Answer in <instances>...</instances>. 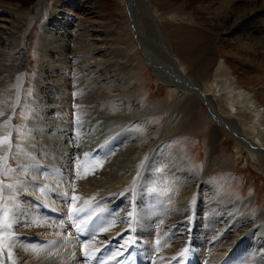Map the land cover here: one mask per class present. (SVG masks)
Here are the masks:
<instances>
[{"label": "bare ground", "instance_id": "1", "mask_svg": "<svg viewBox=\"0 0 264 264\" xmlns=\"http://www.w3.org/2000/svg\"><path fill=\"white\" fill-rule=\"evenodd\" d=\"M119 1L130 11L128 21L131 26L129 27V22L127 25L129 36L132 50L136 48L135 53L139 55L141 64L150 67L162 84L167 86L169 83V90L181 96V98L176 97L172 106L175 110H172V107L169 109L170 114L172 112L174 114L178 104L177 116L175 118L173 114L169 116L167 125L164 128H154L148 138L147 134L134 135L135 147L130 141L132 145L130 144L127 149L122 146L119 149L114 147L113 150L105 148L107 153L105 152L106 154L99 160L101 166L89 162L92 170L89 167H86V170L84 165L74 169L68 161L57 164L58 160L54 156L51 158L53 161L51 163L49 158L51 154L46 156L50 161L48 162L36 157L35 152L29 155L23 152L20 157L22 175L15 177L14 187L5 188L6 185L2 186L1 175L9 164L11 153L9 144L13 125L10 126V119L18 110V106L24 102L21 92L26 81L25 69L28 60L25 52L31 26L36 25L38 20L44 22L38 39L37 54L42 57V61L37 62L39 68L33 80L34 96L42 92L39 95L46 101V106L54 109L56 113L59 112L58 110L65 112L67 110L64 108H69L68 103L63 104L64 101L61 103L63 97H58L62 94L66 95L61 90H67L69 85L63 82L62 87L59 86L61 89L56 87L55 93L50 92L53 84L58 86V83L64 81L61 79V63L69 59L67 55L75 54L80 45L87 48L90 54L97 51L98 45L104 43V40L100 32L95 30L101 29L103 33L108 22L103 23L95 19L101 17L99 18L98 10L96 11L93 6L85 5L80 9L75 0H65L64 6L56 2L49 7L42 0H0V138L4 140L0 143V190L2 189L0 192L3 197L0 198V212L2 209L5 211V217L0 216V264H116L130 245H134L138 250L140 264H264V211L258 212L253 217L250 226L249 224L246 226L248 229L239 231L235 223L236 225L228 227L222 236L220 235L213 242L198 241L193 239L192 235L181 236L177 233L185 230L183 226L188 221L186 225L188 233L201 232L206 235L213 227L221 224L222 220L227 221L230 218L235 220V217L243 216L252 207L250 201L240 202L234 197L219 195L216 187L211 186L212 180L209 174L213 173V163L219 153L216 146L220 132L237 144V160L247 149L252 153L253 158L264 163V109L258 105L259 100L256 99V95H252V91L240 86L238 81L242 78H236L235 72H230V69L234 71L238 66L242 65L245 69V65H249L250 71L259 73L257 81L263 84L261 95H264V0H189V3L194 5L193 9L200 13L199 16L195 14V16L191 14L183 16L182 13L171 16L161 12L158 14V10L146 0ZM69 6L78 7L76 15ZM44 10L46 13L42 15ZM67 15L73 16L79 23L77 29L79 34L75 33L74 36V30L69 33ZM156 15L161 21L180 23L184 20L197 23L207 34H216L219 42H226L228 45L242 42L244 49L241 48L240 51L234 49L228 51L223 49L225 47L218 48L238 66L237 64L230 66L226 60H221L211 79L197 81L176 54L165 26L152 22L151 19ZM145 25L147 27H144ZM149 27L152 32L160 35L159 42L153 41L154 38L150 39V35L147 34ZM95 60H92L91 65L98 62ZM197 67L201 68L202 63L200 62ZM164 68L171 74H168ZM45 73L48 74L47 77L45 76L46 80L42 78ZM103 84L100 83V86ZM110 85L100 88L107 87L106 90H109ZM121 86H127V81H123ZM44 87L48 90H44ZM132 91V89L126 90L128 94ZM34 96L26 101L31 108L30 111L38 108ZM103 96L106 98L103 106L107 111L119 106L117 102L115 103L117 99L110 97L112 95ZM186 96L189 97L183 102L182 98ZM96 99L100 98L96 97ZM219 101L221 104L218 103ZM201 106L207 113L200 117L197 115L199 119L196 120L197 116L193 114H196ZM116 109L114 111L118 110ZM35 117L31 122L39 129L41 118ZM185 117L193 121L190 122L191 126L185 127L186 132L193 134L205 132L212 122L217 124L216 131L213 130L211 133L212 142L208 154L210 159L204 172L199 174L191 165L188 170L178 161L180 154L177 150L168 145L160 148L171 125L178 118L185 119ZM233 117L238 118L239 122H235ZM63 118L67 120L65 114ZM147 122L143 123V127L146 126L144 131L153 127ZM119 129L120 126L117 130ZM43 136L46 137L43 139L50 137L49 134ZM63 138L66 142L70 137L63 136ZM47 141L45 145H41V148L48 145ZM119 141L121 139H118ZM50 142L52 143L48 141ZM65 144H63L65 147L68 146ZM98 177L102 178L98 179ZM75 181L80 182V186L82 184L94 186L84 187L92 195L108 193L104 195L105 197L101 195L103 198L100 196L96 201L90 202L88 198L82 197L84 198L82 199L80 196L76 201L71 202L69 189L73 187ZM192 181L197 184L193 186ZM160 184H166L167 187L162 188ZM187 187L195 188V193L183 201L181 198ZM201 192L206 194L201 195ZM20 196L24 197L27 206L22 205ZM108 200H114L113 204L110 202L111 204L107 206ZM40 201L44 204L41 205ZM57 214L62 216L65 214L67 217L63 216V219H59L56 217ZM70 217L80 223L85 230L78 231ZM81 219L87 220V225L81 223ZM191 221L195 222L194 227ZM8 224L11 226L7 227ZM85 252L88 253L87 257Z\"/></svg>", "mask_w": 264, "mask_h": 264}, {"label": "rangeland", "instance_id": "2", "mask_svg": "<svg viewBox=\"0 0 264 264\" xmlns=\"http://www.w3.org/2000/svg\"><path fill=\"white\" fill-rule=\"evenodd\" d=\"M42 1H45L48 7L54 5V3L56 2L60 5L63 6L65 5V0H42ZM75 2L77 6H80V9L85 5L93 6V8H95L96 11L98 10L97 12L99 18L101 17L100 19L95 17V19L103 23L108 22L107 25H105L106 28L104 29L105 31H103V33L101 29L95 30L97 27H95L94 29L95 31L100 32L104 40V43L99 44L97 51L93 52L92 54L87 52L88 51L87 48L80 45L76 49L75 54H69V56L68 55L66 56L69 59H66L65 63L63 62L64 65L61 63L62 65L61 79H64V81H61L62 82L61 84L58 83L59 84L58 86L56 84H53L52 90L50 92L52 93L53 91L55 93L54 90H56V87L57 89H61L59 86L63 85L64 83H66L67 86L68 85L70 86L66 88L68 91L63 88H62L63 90H61V92L63 93L64 91L66 95L62 94L58 96V97L61 96L63 97L62 99H64L61 101V103L63 101H64L63 104L68 103L67 105L69 106V108L66 107L64 109H66L69 114H67V111L62 112L60 110H58L59 112L55 113L54 109L52 110L51 107L46 106L45 103L46 101L39 95L42 94V92L38 93L37 96H34L35 89L33 85V80L37 76L38 68H39L37 62L42 61V57L37 54L38 39L41 35V31L43 30L44 22L38 20L36 25L33 24L31 26V31L28 37V42L26 45V52H25L26 59L28 60V66L25 69L26 81L23 91L21 92L24 102H22L21 105L18 106L19 107L18 110L12 115L10 119V124L13 125V132L10 137L11 141L9 144L11 153L9 152L10 153L9 164L7 165L6 169L2 172L1 175L2 176L1 180L3 183V185L2 184L1 185L2 186L6 185L5 188H8L9 185H11V187H14L15 177H17L18 175H22L20 170L21 167L20 157H21V153L23 152H25L27 155H29L32 152L33 153L35 152L36 154L35 156L38 157L39 159H43L44 161L48 159L46 156L48 154H51L52 156L49 157L51 163H53L51 158L54 156L55 159L58 160L57 164L58 163L60 164L61 162L63 163V161H68L70 165L74 166V169L79 168V166L81 168V165H84L83 167H85V169L86 167L91 168L89 166L90 164L89 162L91 161L93 164L97 166H101L99 160L101 159V156H104L107 153L105 151V148L106 149L111 148L113 150L115 148L119 149L122 146L124 149H127L129 148L128 146L132 145V143L135 147L134 144L135 138L133 140L134 135L137 136L139 134L140 135L147 134L146 136L148 138L152 133V131L154 130V128L155 129L159 127L164 128L167 125L169 116H172L173 114L172 111H171L172 113L170 114L169 109L175 104L174 102L177 96L181 98L179 94L176 95L175 92L169 90L168 88L169 83H167V86L166 84H162L161 80L157 78L155 72L150 67L146 66L145 64H141L142 62L141 59H139L140 58L139 55L135 53L137 51L136 48L132 50L133 46L131 43V38L129 36V28L127 26L129 22L128 20L130 19V11L128 9H125L119 0H75ZM146 2L151 6L153 5V7L156 8V10H158V14L159 12L166 14L167 16H171L177 13L180 14L182 13L183 16L185 14L188 15L191 14L192 16L195 15L199 16L200 14L198 11L193 9L194 5L190 4L189 0H146ZM70 9L71 11L74 12V15H76L75 12L78 11V7L76 8L71 6ZM46 10H44L42 15L46 13ZM78 15H79L78 17L81 18V15L80 14ZM156 16H153V18L151 19L152 22L156 24L159 23L160 25L163 24L165 26V30L167 33H169L171 37V42H173L172 44L175 47L176 54L178 55L182 64L188 69L190 75H192V77H194L197 81L199 80V82H203L208 79H211L212 75L215 74V70L218 67L219 62L221 60L222 61L226 60L229 65L237 64L236 62H233L234 61L233 59L227 58L225 54H223V52H221L220 49L218 48L225 47L223 49H226L228 51L231 49L240 51L241 48L244 49L243 46L244 44H242V42H240L239 44L238 42H234L233 45L231 44L228 45L226 42L225 43L219 42L218 36L216 34L213 35L207 34L205 29H203V27L198 25L197 23H193L191 21H184V20L180 23L176 21H161L158 15ZM67 18L69 21V23H67L69 33L70 32L72 33L74 30L73 35L75 36V33H78L77 29L79 28L78 27L79 23H77V20L71 15H67ZM107 26H109L108 29ZM130 26L131 25L129 22V27ZM144 27H147V25H145ZM82 31L85 30L82 29ZM147 34L150 35V39L154 38L153 41L156 42L160 41L159 40L160 35L158 36L157 34L152 32L151 28L150 30L147 31ZM151 34L154 35L152 36ZM242 41L244 42V40ZM111 43L114 44L111 45ZM235 43H237V45ZM94 59H96L95 61L98 62H94V64L96 65L94 64L91 65L92 60ZM200 62L202 63V67L198 68L197 65ZM236 66H238V64ZM248 66L249 65L247 66L245 65V69H244L243 68L244 66L241 65L237 67L238 69L235 68L236 70L234 71L233 69H230V72L231 73L235 72L234 76L236 78L239 79L242 78L240 79L242 82L240 80L238 81L240 83V86L243 89L252 91V95L253 94L256 95V99L259 100L258 105L260 107L262 106L263 107L262 109H264V97H263L264 95L263 96L261 95V91H262L261 89L263 88V84H261V81H257V77L259 76V73L250 71L249 69L250 66L249 67ZM164 70L168 74H171L166 68H164ZM245 74H247V76H243ZM83 75H87V76L83 77ZM45 76L47 77L48 74L45 73L44 76L42 75V78L44 80H46ZM96 77H98L99 79ZM108 80L110 83L108 82ZM125 80L127 81V86H121L122 82ZM77 82L78 84H76ZM83 82L85 84H82ZM100 83L101 84L104 83L102 86H107L111 84L110 86H108V88L110 87L109 90H106L107 87H103L104 89H101L102 86H100ZM112 85L116 86V88ZM96 87L98 88L99 91L98 90L96 91L97 89ZM113 87L114 89H112ZM45 89L46 88L44 87V90ZM125 89L127 91L132 89L133 91L131 92V94H128ZM101 90L105 92L109 91V93L104 92L105 93L104 94L103 91ZM111 90H113L114 92ZM100 94L103 95L109 94L112 95L110 97H115L117 99L115 103L117 102V104L119 105L118 106L119 108L116 107L118 110L116 108L109 109L110 111L104 109L103 106L105 101L104 99L106 98L103 95L100 96ZM33 96L36 97L35 102H38L37 103L38 106H36L38 108H35L33 111H30L31 108L26 101L31 99ZM64 96L66 97L64 98ZM116 96L119 98H117ZM71 97H73L74 99ZM96 97L100 99H96ZM188 97L189 96L183 97L182 98L183 102L187 100ZM58 100H60V98ZM101 100L103 101V103ZM126 103L127 105H125ZM218 103L221 104L220 101ZM89 105H91L92 107ZM176 107L177 110L173 114L174 118L178 114V104H176ZM174 108L175 107H172V110H175ZM115 109L117 111H114ZM61 112L63 113L62 115ZM205 113H207L206 109L203 106H201V109L198 110L197 113L193 115L195 117L197 115L200 117L203 116ZM64 114L67 117V120L63 118ZM35 116L37 117L40 116L41 118V122H40L41 126H39L41 128V129L39 128L40 130L38 129L37 125L34 126L32 125L31 119H33ZM198 116L195 118L196 120L199 119ZM73 117L75 119L74 121H73ZM233 118L235 119V117ZM185 119L178 118L176 122L171 125L170 129L167 131V136L163 139L162 142L163 144L160 146V148H163V145L165 147L168 145L171 148L177 150V152L180 154L178 161L181 164L185 165V167L188 170H189V165H191L192 169L199 174L200 172H204L206 165L210 159L208 154L212 142L211 133L213 130L216 131L215 128H217V124L212 122L205 132H202L200 134H193L191 132H186L185 129L187 125L191 126L190 124L192 123L190 122L193 121H189L187 117H185ZM237 119L238 118L235 119L236 120L235 122H239ZM146 121H148L147 124L151 123V125H153V127H151V129L148 131H144L146 130L145 125L143 127V123ZM119 126L120 129L117 130ZM33 129L35 130L32 131ZM114 131H116L115 135H114ZM137 131H139V133H137ZM130 132H132L131 133L133 135L132 137L130 135ZM133 132H136V134H133ZM44 134H49V136L52 138L49 137L50 140L43 139ZM109 135L111 137H109ZM63 136H67L68 138L70 137L69 140L70 139L71 140L70 141L66 140V142H64L65 139L67 138L64 137L65 138L64 139ZM118 139H121V141L118 142ZM46 140L52 141L53 144L51 142L50 144L47 141L48 144L46 145L47 147L45 146L44 148L43 147L41 148V145H45ZM123 140L125 143H123ZM130 141L132 143H130ZM65 143L68 146L65 147L63 145ZM143 144L145 145V143ZM123 145H125V147ZM107 146L110 147L108 148ZM236 148H237V144L234 142V140H232L229 136L225 135L224 133L220 132L218 136V145L216 146V149L219 153H217L218 155L215 157V161L213 163L214 165L213 173L209 174V177L212 180L210 181V183L212 187H216L219 195L234 197L236 201H240V202H244L246 200L250 201L252 202V207L248 209L246 214H244L243 216L240 215L238 217H235V220L234 218L233 219L230 218L227 221L222 220L221 224L213 227L209 231V233H206V235L205 233H201V232H197V234L188 233L186 229L187 228L186 225L188 223L187 221L186 225L183 226V229L185 230H181L177 232L178 234H181V236L192 235V238L195 240L213 242L216 239H218L220 235L222 236V233L232 225L237 224V228L239 231L248 229L246 226L248 224L250 226L253 217L258 212L264 211V163L253 158L252 153L247 149L243 151L242 153L243 155L239 158V160H237L238 157L236 156ZM93 160L95 163L93 162ZM47 161L50 162L49 160ZM99 178L102 177H98V179ZM70 183L71 182H69V184ZM196 184L197 183L195 181H192L193 186ZM99 185L100 183H98V186ZM159 186L162 188L167 187L166 184H160ZM84 187L86 188V187H94V186H90L89 184L87 185L85 184V186H83L82 184L80 186V182L77 181L73 182V187L69 189V192H71L70 198L74 196L76 197V199L75 200L71 199L72 200L71 202L76 201L77 198L80 196L81 198L82 197H84L85 199L88 198L90 202L92 200L96 201L100 199L98 197H100L101 195L104 196L108 193V192L107 193L105 192V194L96 193L97 195L96 194L92 195V193H90L87 189L85 190ZM96 191L98 190L96 189ZM72 192H74L73 195ZM194 193H195V188L191 189L187 187L185 189V194L181 198V200L185 201L184 199L186 197H190ZM204 194L206 193L201 192V195ZM0 198L1 199L3 198L1 192H0ZM23 198H24L23 196H20L19 199H22L21 200V203H23L22 205L25 204L24 206H27V203L25 202V200H23ZM110 202L113 204L114 200L113 201L108 200L106 205L109 206L108 204H111ZM39 203L41 205L42 203L44 204L43 201H40ZM4 215H5V211L2 209L0 212V216L4 218L5 217ZM57 215L58 216L56 217H58L59 219L60 218L63 219V216L64 218L67 217V215L65 214L63 216L59 214ZM191 224L192 227L195 226L194 221H191ZM231 234L234 235L233 233Z\"/></svg>", "mask_w": 264, "mask_h": 264}, {"label": "snow or ice", "instance_id": "3", "mask_svg": "<svg viewBox=\"0 0 264 264\" xmlns=\"http://www.w3.org/2000/svg\"><path fill=\"white\" fill-rule=\"evenodd\" d=\"M3 142H4L3 138H0V143H3ZM9 187H11V185H9ZM75 199H76V197H72V200H75ZM73 211H75V209ZM70 219H72V222H73L74 226L77 228L78 231H84L85 230L84 228L81 227V224L80 223H77L76 220L73 219V217H70ZM81 223H83L84 225H87L88 221L81 219ZM6 226L7 227H10L11 225L8 224ZM85 248H87V245H85ZM85 256L86 257L88 256V253L87 252H85Z\"/></svg>", "mask_w": 264, "mask_h": 264}, {"label": "water", "instance_id": "4", "mask_svg": "<svg viewBox=\"0 0 264 264\" xmlns=\"http://www.w3.org/2000/svg\"><path fill=\"white\" fill-rule=\"evenodd\" d=\"M10 126H12V125L10 124ZM12 132H13V130H11V135H12Z\"/></svg>", "mask_w": 264, "mask_h": 264}]
</instances>
